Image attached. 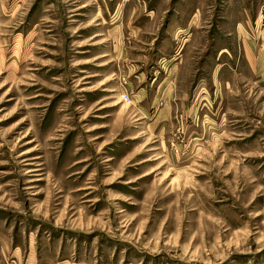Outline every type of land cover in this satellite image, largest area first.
I'll use <instances>...</instances> for the list:
<instances>
[{"label":"rangeland","instance_id":"1","mask_svg":"<svg viewBox=\"0 0 264 264\" xmlns=\"http://www.w3.org/2000/svg\"><path fill=\"white\" fill-rule=\"evenodd\" d=\"M0 264H264V0H0Z\"/></svg>","mask_w":264,"mask_h":264},{"label":"crops","instance_id":"2","mask_svg":"<svg viewBox=\"0 0 264 264\" xmlns=\"http://www.w3.org/2000/svg\"><path fill=\"white\" fill-rule=\"evenodd\" d=\"M165 93H167L166 94V96H167V101H169L171 98H170V96H171V93H172V88L169 86V87H167V90H166V92Z\"/></svg>","mask_w":264,"mask_h":264},{"label":"built area","instance_id":"3","mask_svg":"<svg viewBox=\"0 0 264 264\" xmlns=\"http://www.w3.org/2000/svg\"><path fill=\"white\" fill-rule=\"evenodd\" d=\"M128 97V96H127Z\"/></svg>","mask_w":264,"mask_h":264}]
</instances>
